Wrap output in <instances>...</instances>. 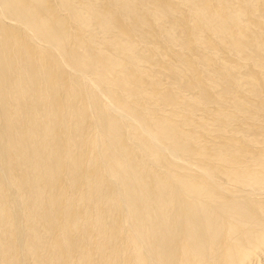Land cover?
<instances>
[{
	"label": "bare ground",
	"instance_id": "bare-ground-1",
	"mask_svg": "<svg viewBox=\"0 0 264 264\" xmlns=\"http://www.w3.org/2000/svg\"><path fill=\"white\" fill-rule=\"evenodd\" d=\"M0 264H264V0H0Z\"/></svg>",
	"mask_w": 264,
	"mask_h": 264
}]
</instances>
